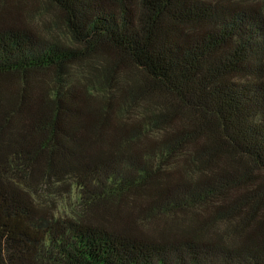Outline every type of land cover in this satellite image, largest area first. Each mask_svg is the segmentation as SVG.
<instances>
[{
    "label": "trees",
    "instance_id": "trees-1",
    "mask_svg": "<svg viewBox=\"0 0 264 264\" xmlns=\"http://www.w3.org/2000/svg\"><path fill=\"white\" fill-rule=\"evenodd\" d=\"M28 1L0 0V264H264V0H38L67 40Z\"/></svg>",
    "mask_w": 264,
    "mask_h": 264
},
{
    "label": "rangeland",
    "instance_id": "rangeland-1",
    "mask_svg": "<svg viewBox=\"0 0 264 264\" xmlns=\"http://www.w3.org/2000/svg\"><path fill=\"white\" fill-rule=\"evenodd\" d=\"M29 5L27 7H22L23 17L26 21L32 24L38 31L42 34L60 38L62 40H67L65 30L62 26H56L53 24L55 19V10L47 7L41 1L29 0ZM35 6H33V5ZM37 4V5H36ZM30 6H33L32 8ZM65 196L60 197L58 207L60 211L69 210L75 201V197H69L65 199ZM68 200V201H67ZM70 200V201H69ZM70 202V204H69Z\"/></svg>",
    "mask_w": 264,
    "mask_h": 264
}]
</instances>
